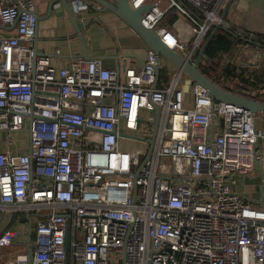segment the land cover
<instances>
[{
	"label": "built area",
	"instance_id": "obj_1",
	"mask_svg": "<svg viewBox=\"0 0 264 264\" xmlns=\"http://www.w3.org/2000/svg\"><path fill=\"white\" fill-rule=\"evenodd\" d=\"M161 1L141 22L185 61L215 27L238 40L223 65L250 68L264 46L222 17L228 0ZM170 9L188 39L160 26ZM35 27L34 0H0V220L23 224L0 230V264H264V204L232 190L237 175L264 173L255 115L162 69L148 47L136 69L79 56L57 68L36 51ZM22 130L25 152L13 150Z\"/></svg>",
	"mask_w": 264,
	"mask_h": 264
},
{
	"label": "crops",
	"instance_id": "obj_2",
	"mask_svg": "<svg viewBox=\"0 0 264 264\" xmlns=\"http://www.w3.org/2000/svg\"><path fill=\"white\" fill-rule=\"evenodd\" d=\"M34 4L35 15L38 17L34 34L35 48L40 53L48 54L55 67L66 66L71 58L83 55L86 58H99L108 69L119 65L136 69L142 65L147 46L114 13L98 12L76 1L65 4L59 0H34ZM226 20L232 24L233 29L254 32L256 41L257 38L264 41V0H233L226 13ZM171 30L183 39L189 37L188 23L179 14ZM253 47L254 64L251 70L260 73L264 69V46ZM56 49L59 50L58 55L54 54ZM234 50L233 47L232 54ZM247 70L250 68L247 67ZM255 126L264 130L263 116L255 115ZM3 137V133H0V139ZM257 146L262 152L264 165V138L258 141ZM6 148L5 143H0V150ZM16 151L25 152L26 147L17 148ZM232 190L253 202L264 204V173L254 169L248 174L237 175ZM9 225L20 230L23 224L15 222L13 218L8 219L5 214L0 220V230ZM16 242L20 243L21 238Z\"/></svg>",
	"mask_w": 264,
	"mask_h": 264
},
{
	"label": "water",
	"instance_id": "obj_3",
	"mask_svg": "<svg viewBox=\"0 0 264 264\" xmlns=\"http://www.w3.org/2000/svg\"><path fill=\"white\" fill-rule=\"evenodd\" d=\"M67 4V2H83L87 6H91L92 9L98 12L110 11L114 13L120 20H122L128 27H130L134 33L138 35V37L145 43V45L151 49L157 56L167 59L169 62L174 64L176 67L180 68L183 73H185L193 83L200 86L204 89L208 95L220 102L230 103L242 108L249 110L254 115H259L264 117V103L255 100L250 97H246L240 95L238 93H232L224 90L220 86L216 85L212 82L208 77H206L198 68V64L200 61V57L203 54L209 40L211 39L214 31L217 29L216 27L211 31L202 48L199 51V54L194 61V63H190L185 61L179 54L175 51L171 50L168 46H166L159 38L158 33L154 29H149L145 27L141 18L143 15L147 14L151 8L161 0H145V2L137 9H132L127 0H59ZM233 0H228L224 10L222 12V17H226V13L228 8ZM95 4V5H93ZM38 17H36V21ZM85 57V55H83ZM160 68L157 63L154 67V73L156 81L158 80ZM156 114H158V109L155 108ZM157 125V115L154 123L153 133H155ZM149 148L145 155L144 160L148 156L153 138L148 139Z\"/></svg>",
	"mask_w": 264,
	"mask_h": 264
},
{
	"label": "trees",
	"instance_id": "obj_4",
	"mask_svg": "<svg viewBox=\"0 0 264 264\" xmlns=\"http://www.w3.org/2000/svg\"><path fill=\"white\" fill-rule=\"evenodd\" d=\"M177 18L178 13L170 9L161 19L160 24L171 30ZM258 40L257 38V42L260 41ZM237 41L231 32L218 28L209 40L203 52V60L198 65V68L216 85L232 93H238L237 88L241 84L260 88L263 90L262 94L254 98L264 103V69L258 73L251 69L247 70L246 67L241 68L222 64L221 55H231ZM161 77L162 75L160 74Z\"/></svg>",
	"mask_w": 264,
	"mask_h": 264
},
{
	"label": "rangeland",
	"instance_id": "obj_5",
	"mask_svg": "<svg viewBox=\"0 0 264 264\" xmlns=\"http://www.w3.org/2000/svg\"><path fill=\"white\" fill-rule=\"evenodd\" d=\"M166 2H167L166 0L161 1L160 6L163 7L166 4ZM161 59H162L161 68L163 69V67L166 66V63L168 62V60L165 58H162V57H161ZM223 63H224V61H223ZM173 66L174 67H171V70L175 71L177 68L174 64H173ZM251 67H253V65H251ZM254 68H255V66H254ZM168 69L170 70V66ZM184 75H186V74L184 73L182 76L184 77ZM183 91L186 94L188 92V87L187 86L184 87ZM13 143H14L13 150L18 148V147H21V148L26 147V144H27V132H26V130H22L16 134H14ZM131 145H132V147H134L137 150H141L144 147V143L141 141H138V140H135L134 142H132ZM18 251L23 252L24 251L23 247H20L18 249Z\"/></svg>",
	"mask_w": 264,
	"mask_h": 264
}]
</instances>
